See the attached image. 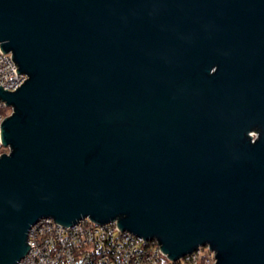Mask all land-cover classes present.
I'll return each mask as SVG.
<instances>
[{
	"label": "water",
	"instance_id": "1",
	"mask_svg": "<svg viewBox=\"0 0 264 264\" xmlns=\"http://www.w3.org/2000/svg\"><path fill=\"white\" fill-rule=\"evenodd\" d=\"M0 42V264L86 216L264 264V0H0Z\"/></svg>",
	"mask_w": 264,
	"mask_h": 264
},
{
	"label": "built area",
	"instance_id": "2",
	"mask_svg": "<svg viewBox=\"0 0 264 264\" xmlns=\"http://www.w3.org/2000/svg\"><path fill=\"white\" fill-rule=\"evenodd\" d=\"M16 65L12 52L4 51L0 42V87L12 90L27 78ZM11 112L12 107L0 99V155L11 149L1 134L2 121ZM251 134L255 137V132ZM28 243L27 253L16 264H217L209 244L173 259L157 238L124 230L117 220L101 223L89 216L71 225L42 217L31 226Z\"/></svg>",
	"mask_w": 264,
	"mask_h": 264
}]
</instances>
